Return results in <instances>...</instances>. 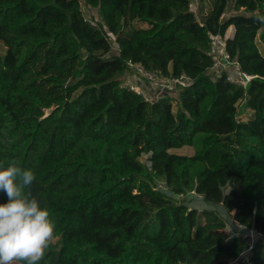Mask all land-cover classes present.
Returning a JSON list of instances; mask_svg holds the SVG:
<instances>
[{
  "label": "trees",
  "instance_id": "trees-1",
  "mask_svg": "<svg viewBox=\"0 0 264 264\" xmlns=\"http://www.w3.org/2000/svg\"><path fill=\"white\" fill-rule=\"evenodd\" d=\"M83 1L98 27L81 0H0V164L36 173L30 191L56 222L40 264H229L249 243L219 207L261 233L251 261L264 264V0H202L207 14L193 0ZM218 34L247 89L212 76ZM130 63L176 96L124 85ZM185 146L194 155L170 152ZM192 193L214 209L178 198Z\"/></svg>",
  "mask_w": 264,
  "mask_h": 264
},
{
  "label": "clouds",
  "instance_id": "clouds-1",
  "mask_svg": "<svg viewBox=\"0 0 264 264\" xmlns=\"http://www.w3.org/2000/svg\"><path fill=\"white\" fill-rule=\"evenodd\" d=\"M36 181L32 169L12 160L0 164V264H40L55 240L56 222L30 189Z\"/></svg>",
  "mask_w": 264,
  "mask_h": 264
},
{
  "label": "built area",
  "instance_id": "built-area-1",
  "mask_svg": "<svg viewBox=\"0 0 264 264\" xmlns=\"http://www.w3.org/2000/svg\"><path fill=\"white\" fill-rule=\"evenodd\" d=\"M196 6H197L196 0H193L191 4V9L192 11H195L197 13ZM91 24L95 27H98V25L94 22H91ZM211 40L212 41H211L210 55L213 61L212 70L214 71V74H217V76H219L222 73L227 72L226 75H227V79L229 82H231L232 84L238 85L243 89H247L250 81L254 79V76L249 75L247 73L240 72V71H237L236 73L233 72L235 68H238V66H237V62H235L232 59V57L226 50L225 40L219 34L213 35L211 37ZM129 65L136 75L146 80L156 90L154 97H148L145 94L144 90H141L137 86H131L132 90H134L138 94H143L146 97L147 101L155 102L156 100L160 98L159 94L164 92L165 90L176 93V90L174 89L173 81L170 79L164 78L160 72L148 70L139 63H130ZM146 164L149 170H152L151 162L147 160ZM156 189L159 190L160 192H163L167 195L172 196L167 184L164 181H161V180L158 181L156 184ZM191 195H195V194L192 193V194H188L187 196H191ZM184 197H185L184 195H181L178 198L181 199ZM234 215H235V211L232 213V217H234ZM234 222L238 225L239 229L243 232L244 237L247 239L249 243V250L247 252L250 253V257H249L250 260L248 261L247 264H253L251 261V253H252L251 251L256 241L259 238H261L262 235L260 232H258L254 228H248L246 226H242L235 220ZM240 257L238 259H240ZM238 259H236L235 261H237Z\"/></svg>",
  "mask_w": 264,
  "mask_h": 264
},
{
  "label": "rangeland",
  "instance_id": "rangeland-1",
  "mask_svg": "<svg viewBox=\"0 0 264 264\" xmlns=\"http://www.w3.org/2000/svg\"><path fill=\"white\" fill-rule=\"evenodd\" d=\"M82 2V10H83V13L85 15V17L91 21V22H94L96 23L97 25L99 24V15H98V12L97 10H93L91 8H89L85 2L83 0H81ZM205 2V0H204ZM228 11L230 12H233V9H229ZM228 15V14H227ZM141 25V24H140ZM139 24L137 23H133V25H130V26H127L126 28V32H130L131 29L134 27H138L140 26ZM146 26V25H145ZM235 27H232L228 30L227 32V36L229 38L233 37V30H234ZM109 39L112 43H114L115 41V38L111 35H109ZM115 45V44H113ZM257 45L259 47V50L261 52V54L264 56V39L262 38V34L261 32L259 33L258 37H257ZM2 52L4 53L5 52V49L4 47L2 46ZM132 70V69H131ZM212 76H217V74H214L213 72H211ZM122 78V76L120 77ZM250 117V115L246 114L243 110V108L240 109L239 111V118L240 120H246ZM177 153V152H175ZM182 155V154H180ZM148 160V156L147 155H143L141 158H140V161L141 162H144L146 163V161ZM181 202L182 203H186L191 209H197L198 211H202L205 209V207L207 209H214V206L213 205H209L207 203H205L203 201V198L198 196V195H191V196H185L184 198H181ZM205 203V204H204ZM222 214H224V216L226 217L227 221L229 222V231L231 233H240L243 235V232L239 229L238 225L232 220V217L227 215L223 209L221 207H219L218 209ZM58 244V239L55 238L54 242L52 244ZM250 253L246 252L245 254H243L240 259H238L237 261L235 260H231L229 261V264H247L248 261L250 260Z\"/></svg>",
  "mask_w": 264,
  "mask_h": 264
},
{
  "label": "crops",
  "instance_id": "crops-1",
  "mask_svg": "<svg viewBox=\"0 0 264 264\" xmlns=\"http://www.w3.org/2000/svg\"><path fill=\"white\" fill-rule=\"evenodd\" d=\"M196 5H197L196 6L197 13L201 11L203 14H207L208 11L210 10V6H209L208 1L206 3H203L202 0H196ZM234 33H235V28L233 30V35H234ZM226 37L229 38L227 35H226ZM121 80L124 82V85H126V86H130V87L131 86H137L138 88H140L141 86H144L147 89L145 91V94L148 97H153V94L155 95V93H156V90L146 80H144L141 77H139L138 75H136L133 70L126 72L122 76ZM176 94L174 96H176ZM170 152L174 153V154H178V155L182 154V155L192 156V155H194L195 150L193 147L185 146L181 149H172V150H170ZM175 152H177V153H175ZM205 209H206V207H205Z\"/></svg>",
  "mask_w": 264,
  "mask_h": 264
},
{
  "label": "water",
  "instance_id": "water-1",
  "mask_svg": "<svg viewBox=\"0 0 264 264\" xmlns=\"http://www.w3.org/2000/svg\"><path fill=\"white\" fill-rule=\"evenodd\" d=\"M140 89H141V90H144V91L147 90L144 86H141ZM175 94H176L175 92H170V91H168V90H165L164 92H162V93L159 94V97H160V98H161V97H167V96H171V97H173ZM151 96H152V95H151ZM154 96H155V95L153 94V97H154Z\"/></svg>",
  "mask_w": 264,
  "mask_h": 264
}]
</instances>
